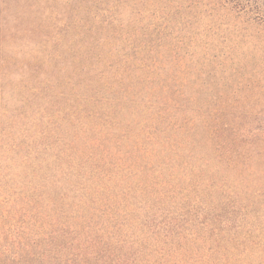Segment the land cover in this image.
<instances>
[{
    "label": "trees",
    "instance_id": "obj_1",
    "mask_svg": "<svg viewBox=\"0 0 264 264\" xmlns=\"http://www.w3.org/2000/svg\"><path fill=\"white\" fill-rule=\"evenodd\" d=\"M54 71L26 85L44 105L0 111V264H252L260 224L210 178L236 122L185 95L204 65Z\"/></svg>",
    "mask_w": 264,
    "mask_h": 264
},
{
    "label": "rangeland",
    "instance_id": "obj_2",
    "mask_svg": "<svg viewBox=\"0 0 264 264\" xmlns=\"http://www.w3.org/2000/svg\"><path fill=\"white\" fill-rule=\"evenodd\" d=\"M247 1L0 0V111L30 114L44 105L53 86L34 99L26 85L45 86L50 70H62L55 73L60 81L74 67L204 65L185 95L201 101L204 113L216 110L236 122L237 154L228 163L219 153L216 174L206 167L205 175L240 198L260 224L239 247H250L247 260L257 264L264 260V221L257 215L264 214V0ZM29 97L34 101L24 108Z\"/></svg>",
    "mask_w": 264,
    "mask_h": 264
}]
</instances>
